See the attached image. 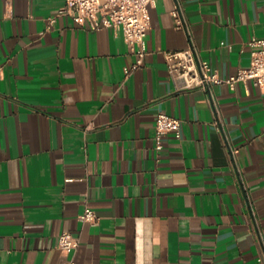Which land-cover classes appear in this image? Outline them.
<instances>
[{
  "label": "crops",
  "instance_id": "0c3cea01",
  "mask_svg": "<svg viewBox=\"0 0 264 264\" xmlns=\"http://www.w3.org/2000/svg\"><path fill=\"white\" fill-rule=\"evenodd\" d=\"M66 1L0 0V264H58L64 231L80 264H261L264 88L219 83L213 103L178 86L165 51L193 45L236 74L264 0H157L129 75L123 30L58 15ZM160 112L183 124L159 151Z\"/></svg>",
  "mask_w": 264,
  "mask_h": 264
},
{
  "label": "built area",
  "instance_id": "2783aa9c",
  "mask_svg": "<svg viewBox=\"0 0 264 264\" xmlns=\"http://www.w3.org/2000/svg\"><path fill=\"white\" fill-rule=\"evenodd\" d=\"M157 0H67L59 10L58 15H71L80 24H89L98 29L112 27L122 29L127 41L137 54V61L126 68L127 75L141 68L149 53L147 42L148 31L152 24L151 7ZM179 18V25H183L179 8L174 9ZM51 17V24L56 21ZM252 62L248 67H241L230 77H225L211 61L199 55L193 45L178 50H166V59L171 77L180 88L201 89L207 91L214 103V86L219 83H229L235 87L240 80L251 81L264 88V37L254 36L251 41ZM182 118L160 112L156 121V148L165 147L166 136L173 132L178 138L182 137ZM234 154L236 148H232ZM83 221L98 224L101 216L90 205L80 214ZM79 237L72 231H64L59 236V247L63 259L58 264H80L73 252L79 246ZM261 264L264 258L261 257Z\"/></svg>",
  "mask_w": 264,
  "mask_h": 264
}]
</instances>
